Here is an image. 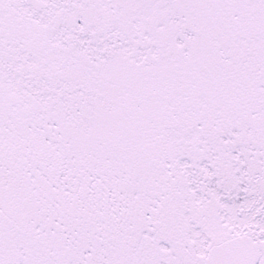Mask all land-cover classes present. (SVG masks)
I'll return each instance as SVG.
<instances>
[{
	"label": "snow or ice",
	"instance_id": "1",
	"mask_svg": "<svg viewBox=\"0 0 264 264\" xmlns=\"http://www.w3.org/2000/svg\"><path fill=\"white\" fill-rule=\"evenodd\" d=\"M0 264H264V0H0Z\"/></svg>",
	"mask_w": 264,
	"mask_h": 264
}]
</instances>
